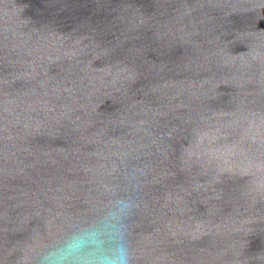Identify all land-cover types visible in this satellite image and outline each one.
Masks as SVG:
<instances>
[{"label": "water", "instance_id": "water-1", "mask_svg": "<svg viewBox=\"0 0 264 264\" xmlns=\"http://www.w3.org/2000/svg\"><path fill=\"white\" fill-rule=\"evenodd\" d=\"M123 195L133 264H264V0H0V264Z\"/></svg>", "mask_w": 264, "mask_h": 264}, {"label": "clouds", "instance_id": "clouds-1", "mask_svg": "<svg viewBox=\"0 0 264 264\" xmlns=\"http://www.w3.org/2000/svg\"><path fill=\"white\" fill-rule=\"evenodd\" d=\"M134 207L131 195L111 199L99 214L40 247L33 264H133L127 218Z\"/></svg>", "mask_w": 264, "mask_h": 264}]
</instances>
